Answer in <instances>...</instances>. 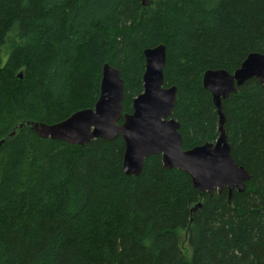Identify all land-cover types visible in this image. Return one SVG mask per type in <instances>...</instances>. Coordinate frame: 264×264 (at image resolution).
Masks as SVG:
<instances>
[{"label": "trees", "instance_id": "1", "mask_svg": "<svg viewBox=\"0 0 264 264\" xmlns=\"http://www.w3.org/2000/svg\"><path fill=\"white\" fill-rule=\"evenodd\" d=\"M159 43L183 149L214 142L202 75L264 53V0H0V137L91 108L105 62L131 112L142 51ZM221 105L230 154L250 174L230 199L159 154L125 175L121 136L75 145L17 129L0 146V264H264V85L249 78Z\"/></svg>", "mask_w": 264, "mask_h": 264}, {"label": "water", "instance_id": "2", "mask_svg": "<svg viewBox=\"0 0 264 264\" xmlns=\"http://www.w3.org/2000/svg\"><path fill=\"white\" fill-rule=\"evenodd\" d=\"M141 3L147 5L148 0H141ZM142 52V91L132 98L131 112L122 111L124 81L120 71L105 62L101 68L98 97L91 108L76 110L54 123L19 122L8 135L0 137V146L21 127H28L42 138L75 145H83L95 138L113 140L121 136L125 175H139L145 160L159 154L164 168L186 172L193 187L200 192L211 194L214 190L227 188L230 199L234 189L243 191L250 174L230 154L221 102L249 78H256L264 85V53H248L232 72L222 68L204 71L202 84L210 92L218 114V137L214 142L183 149L180 124L172 117L176 86H164L165 44L144 48Z\"/></svg>", "mask_w": 264, "mask_h": 264}, {"label": "rangeland", "instance_id": "3", "mask_svg": "<svg viewBox=\"0 0 264 264\" xmlns=\"http://www.w3.org/2000/svg\"><path fill=\"white\" fill-rule=\"evenodd\" d=\"M181 234H183L184 235V233L182 232ZM182 248H183V250L186 252V253H189V248H188V246H187V244H186V241L183 239V241H182Z\"/></svg>", "mask_w": 264, "mask_h": 264}, {"label": "bare ground", "instance_id": "4", "mask_svg": "<svg viewBox=\"0 0 264 264\" xmlns=\"http://www.w3.org/2000/svg\"><path fill=\"white\" fill-rule=\"evenodd\" d=\"M21 71V70H20ZM18 77V76H17ZM210 195V194H209Z\"/></svg>", "mask_w": 264, "mask_h": 264}]
</instances>
